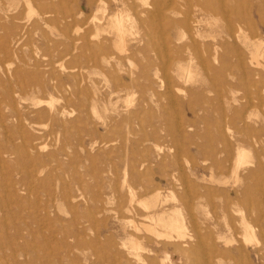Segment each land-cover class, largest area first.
I'll list each match as a JSON object with an SVG mask.
<instances>
[{"label": "rangeland", "instance_id": "1", "mask_svg": "<svg viewBox=\"0 0 264 264\" xmlns=\"http://www.w3.org/2000/svg\"><path fill=\"white\" fill-rule=\"evenodd\" d=\"M247 3L264 8L0 0V264H264V13ZM172 213L183 238L154 224Z\"/></svg>", "mask_w": 264, "mask_h": 264}, {"label": "bare ground", "instance_id": "2", "mask_svg": "<svg viewBox=\"0 0 264 264\" xmlns=\"http://www.w3.org/2000/svg\"><path fill=\"white\" fill-rule=\"evenodd\" d=\"M25 2H26V5L29 3V0H24ZM100 4V3H99ZM103 4V3H102ZM144 5V4H143ZM104 6V5H103ZM246 7H247V9H248V11H251V10H254V13L260 18L261 16V13H264V8H263V6H262V4L260 3V4H258V5H255V6H252L250 3H247L246 4ZM196 8V7H195ZM206 9V8H205ZM229 9H230V7H229ZM231 10V9H230ZM230 10L228 11V13L230 12ZM213 11H214V14H215V8H213ZM103 12H104V9H103ZM195 12H197V10H195ZM97 13V12H96ZM28 14V13H27ZM172 15V14H171ZM123 16V15H122ZM118 17V16H117ZM129 17V16H128ZM94 19V18H93ZM29 20V19H28ZM102 21V20H101ZM186 22H187V20H185ZM125 23H127V20H124V19H122V17L121 18H118V19H116L115 20V23L113 24V27L115 28V30H116V32H117V38H118V40H121V35H124L123 33H124V27H125ZM229 23H230V21H229ZM127 26V25H126ZM134 26V25H133ZM238 27V26H237ZM126 30H127V28H126ZM237 30H239V28H237ZM236 30V31H237ZM138 31V30H137ZM233 33H234V28H231V26L230 25H228V26H226V29L224 30V34H225V36H226V38L228 39V40H232L233 38H234V35H233ZM262 33V30H259V32L257 33V37H258V40H263L264 38L263 37H261V34ZM123 37V36H122ZM260 38V39H259ZM263 38V39H262ZM243 40H246V39H243ZM260 40V41H261ZM119 42V41H118ZM121 43V42H120ZM177 43V42H176ZM251 43V42H250ZM260 43V42H259ZM249 44V43H248ZM247 44V45H248ZM120 45V44H119ZM224 45V43H220V44H217V43H215L214 45H213V48H212V50H213V60L215 61L217 58V56H218V54L219 53H217L218 52V49H221L222 48V46ZM256 45H257V43H256ZM255 45V46H256ZM259 45V44H258ZM120 46H122V45H120ZM124 46V45H123ZM164 46V45H163ZM254 46V47H255ZM261 46V45H260ZM253 47V48H254ZM121 48V50L120 51H122V50H125L124 48L122 49V47H120ZM252 48V49H253ZM259 48V47H258ZM185 49H188V47H185ZM254 49H256V47L254 48ZM253 49V50H254ZM245 50H246V48H245ZM259 50V49H258ZM123 52V51H122ZM255 52H256V50H255ZM165 53V52H164ZM251 53H253V52H249L248 51V55H249V61H248V63H249V65H252V64H255L256 66L257 65H260V64H257L256 62H253V61H251V60H253V58H252V55H251ZM259 55V54H258ZM237 57V62L238 63H241L242 62V60H240V58L238 57V56H236ZM259 57V56H258ZM257 57V58H258ZM67 58V57H66ZM168 60V59H167ZM198 65L200 66V68H202V70H207V63H206V61L205 60H203L201 57H200V55H199V57H198ZM213 61V62H214ZM128 62V61H127ZM216 62V61H215ZM218 63H219V65H218V67H217V69H218V72L220 73V72H224V70H222L223 68L225 69H227L228 71H229V63H228V61H225V60H223L222 58H220L219 60H218ZM62 65V64H61ZM129 65V64H128ZM216 65H217V63H216ZM179 68H181V72H185V71H187L188 69L186 68H182L181 67V62H179L178 63V65H177ZM184 66V65H183ZM190 66V65H189ZM188 66V67H189ZM254 66V65H253ZM262 66H263V64H262ZM261 66V67H262ZM61 68V67H60ZM262 69H263V67H262ZM165 70V69H164ZM84 71V70H83ZM189 71V70H188ZM187 71V75L186 76H188V77H190V75H189V72ZM191 71V70H190ZM195 75V74H194ZM187 77V78H188ZM227 78L228 79H234L233 78V76L231 75V74H227ZM167 80V79H166ZM167 83V82H166ZM168 88V87H167ZM169 89V88H168ZM178 91H180V90H178ZM181 92V91H180ZM178 94H179V92H178ZM128 98V97H127ZM131 98H132V96H131ZM130 98V99H131ZM128 100V99H127ZM129 102V101H128ZM128 102H127V104H128ZM125 103V102H124ZM92 105V104H91ZM174 105V104H173ZM51 107V106H50ZM115 107V106H114ZM94 109V108H93ZM92 109V110H93ZM139 109V108H138ZM51 111V110H50ZM178 119V118H177ZM247 119V118H246ZM35 125V124H34ZM43 148V147H42ZM46 148V147H45ZM45 150V149H44ZM244 153H242V152H240L239 153V156H237L240 160H241V158H244V155H243ZM237 164H239V163H237ZM130 192V191H129ZM157 195V194H156ZM171 195V194H170ZM169 195V196H170ZM156 197V196H155ZM166 197V196H165ZM158 198V197H157ZM170 198V197H169ZM133 199V198H132ZM155 199V198H154ZM168 199V198H167ZM83 200V199H82ZM156 200V199H155ZM176 200V199H175ZM75 201V200H74ZM187 201V200H186ZM159 203V202H158ZM130 204V203H129ZM140 205H141V203H139ZM138 204V205H139ZM156 204V203H155ZM154 204V205H155ZM146 205H147V203H146ZM141 206H143V205H141ZM147 206H149V205H147ZM200 206V205H199ZM143 208H145V206H143ZM149 208H151V207H149ZM147 209H148V207H147ZM146 209V210H147ZM204 210V209H203ZM221 211V210H220ZM234 213V212H233ZM169 214V213H168ZM167 214V215H168ZM173 214V213H172ZM148 215H150V214H148ZM163 215V214H162ZM162 215H160V216H157L155 219L153 218V220H156V221H154V224H155V226L157 227V225L158 226H160V227H162L167 233L168 232H170L171 234L173 233V234H175L176 236H178V238L179 237H181V238H183L181 235H179L180 233H182L183 231H185L186 230V228H187V226L188 225H191L192 227L194 226L193 225V223L191 222V220L190 219H187L188 220V222L186 223V221H185V219L183 218L182 219V216L180 217L179 216V214H177V213H174L173 214V216L171 217V215L168 217V218H165L164 216H162ZM236 215V214H235ZM153 216V215H152ZM164 217V218H162V217ZM181 218V220H180V218ZM241 216V215H240ZM151 217V216H150ZM149 217V218H150ZM190 217V216H189ZM243 217V216H242ZM152 219V218H151ZM243 219L244 218H242V221H243ZM128 221V220H127ZM150 221V220H149ZM152 222V221H151ZM126 224H129V223H126ZM151 224V223H150ZM153 224V225H154ZM248 224H249V222H248ZM132 225V224H131ZM133 226H135V225H133ZM132 226V227H133ZM152 227V226H151ZM192 227H190V228H192ZM246 228H247V226H245ZM135 228V227H134ZM154 228V227H153ZM161 228V229H162ZM159 229V228H158ZM248 229V228H247ZM154 230V229H153ZM253 230V229H252ZM155 231V230H154ZM194 232H195V230H193ZM162 232V231H161ZM165 232V233H166ZM249 232V231H248ZM158 233V232H157ZM152 234V233H151ZM155 234V233H154ZM244 235V234H243ZM155 236V235H154ZM156 236H158V234L156 235ZM161 236H166V235H160V237ZM174 236V235H173ZM173 236H171V237H173ZM193 238H195L196 240L198 239H200V237H199V235H198V233H196V234H194V236H192ZM238 237V236H237ZM248 237H249V240L250 239H252V235H251V233H249V235H248ZM157 238H159V236L157 237ZM156 238V239H157ZM168 238V237H167ZM170 238V237H169ZM171 239V238H170ZM176 239V238H175ZM175 239H173L172 241H174ZM180 239V238H179ZM190 239H192V238H190ZM244 239V238H243ZM245 239H248V238H245ZM167 240H169V239H167ZM184 240V239H183ZM193 240V239H192ZM235 240V239H234ZM254 240V239H253ZM252 240V241H253ZM180 241V240H179ZM201 240H199L198 241V243L197 244H199L200 246L202 245V243L200 242ZM225 241V240H224ZM243 241V240H242ZM128 242V241H127ZM249 242V241H248ZM251 242V241H250ZM176 243V242H175ZM184 243H186V242H184ZM182 244V243H181ZM229 244H232V243H230L229 242ZM185 245V244H184ZM223 246V245H222ZM257 246V245H256ZM132 248H134L135 249V251H137L136 249L138 248V245L137 244H133L132 245ZM124 249V248H123ZM214 249H216L215 247L213 248L212 247V250H214ZM221 252V251H220ZM134 254V253H133ZM167 257V256H166ZM137 258V257H136ZM135 258V259H136ZM168 258V257H167ZM164 259V258H163ZM141 260V259H140ZM161 260V259H160Z\"/></svg>", "mask_w": 264, "mask_h": 264}]
</instances>
